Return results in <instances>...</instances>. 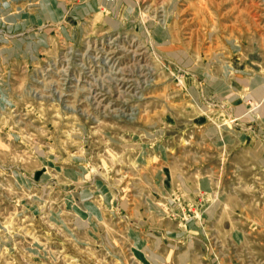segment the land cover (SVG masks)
<instances>
[{
  "label": "rangeland",
  "instance_id": "obj_1",
  "mask_svg": "<svg viewBox=\"0 0 264 264\" xmlns=\"http://www.w3.org/2000/svg\"><path fill=\"white\" fill-rule=\"evenodd\" d=\"M0 264H264V0H0Z\"/></svg>",
  "mask_w": 264,
  "mask_h": 264
},
{
  "label": "bare ground",
  "instance_id": "obj_2",
  "mask_svg": "<svg viewBox=\"0 0 264 264\" xmlns=\"http://www.w3.org/2000/svg\"><path fill=\"white\" fill-rule=\"evenodd\" d=\"M123 82V81H122ZM104 89V88H103ZM109 90V89H108ZM100 92H102V91H100ZM102 95V94H101ZM104 95V94H103Z\"/></svg>",
  "mask_w": 264,
  "mask_h": 264
}]
</instances>
